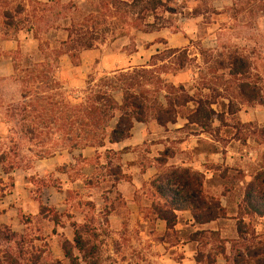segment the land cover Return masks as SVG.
<instances>
[{
  "label": "rangeland",
  "instance_id": "rangeland-1",
  "mask_svg": "<svg viewBox=\"0 0 264 264\" xmlns=\"http://www.w3.org/2000/svg\"><path fill=\"white\" fill-rule=\"evenodd\" d=\"M168 5L158 11L166 26L145 31L132 25L128 7L118 11L101 0H0V155L14 166L6 172L0 162V224L29 235L53 258L63 259L60 244L73 240L76 227L89 243L91 264H232L243 243L264 244V217L240 206L244 191L264 176V139L258 137L264 128V0ZM5 10L13 25H5ZM154 21L149 15L141 24ZM74 24L96 37L76 61L60 50ZM172 49L185 52L183 70L174 72L175 59L166 58ZM230 56L246 68L241 80L259 101L239 95V80L228 74ZM141 70L150 72L162 103L166 90L157 77L196 96L216 87L221 95L213 108L227 111L232 99L234 119L226 114L224 124L216 120L207 132L183 118L162 125L150 114L144 122L131 120L128 138L84 145L80 105L107 88V79L120 104V75ZM71 116L76 122L69 126ZM237 120L243 139L236 136ZM184 169L199 177L206 201L218 202L222 217L203 222L190 210H170L156 188L175 183L167 175ZM41 205L57 217L42 216Z\"/></svg>",
  "mask_w": 264,
  "mask_h": 264
},
{
  "label": "trees",
  "instance_id": "trees-1",
  "mask_svg": "<svg viewBox=\"0 0 264 264\" xmlns=\"http://www.w3.org/2000/svg\"><path fill=\"white\" fill-rule=\"evenodd\" d=\"M101 1L104 6L118 11L121 6L128 7L129 12L133 15L132 25L145 31L166 26L165 21H167V18L164 19L158 11L169 9L168 4L171 2V0ZM198 10L195 8L193 13H199ZM149 15H153L155 21L142 26V19L147 18ZM3 18L5 25H13L12 13L9 10L3 12ZM157 20L162 22L159 23ZM95 39L93 30L83 27L76 28L74 24L69 28L67 39L63 41L60 50L62 53L68 54L72 61H76L80 51L91 49L94 46ZM165 52L158 56H153L152 60L166 55L167 53ZM170 57L175 59V64L172 68L174 72L184 69L186 59L184 51L172 49L166 58L170 59ZM228 60V74L231 78L239 80L237 86L239 95L244 97L249 103L259 101L260 98L252 89L250 91L247 90L249 83L241 80L247 74L242 62L232 56ZM17 66L18 63H16ZM28 71H30L28 74L35 73L33 69H28ZM129 75H120L123 76L120 78L121 86H119L120 88L118 87L122 97L120 104L109 93V86L112 83L108 79L105 80L107 88L90 94L86 99V103L83 105L79 104L84 113L82 118L83 125L81 126L82 129H85V137L81 139L85 141L84 145L103 146L106 138L109 143H117L124 138H128L132 127L131 120L144 122L150 114L154 115L158 123L162 125L173 124L179 118H183L186 120V125H195L207 132L213 130V124L216 120L224 124L226 122V114L232 118L235 117L236 105L232 99L229 100L227 111L219 112L213 108V105L217 103L216 96L221 95L214 86H208L209 91L207 93H199L196 96L195 94H190L182 84L175 86L157 77L156 80L160 86H163L166 90L164 95L165 103H162L158 99V90L155 91L152 88L153 83H151L152 76H150V72L141 70L134 71ZM209 81L212 82V80ZM203 84L209 85L208 83ZM190 105L192 108L189 107ZM74 108L76 106L68 107L70 113L76 114L73 111ZM116 113H119V117L115 126L107 129L108 122L114 118ZM74 122L76 121L71 116L69 126ZM235 125L237 126V138H245L243 131L239 129V125L242 127L244 125L239 120L236 121ZM258 137L264 139V128L258 131ZM74 145L75 147L78 146V144ZM5 158L6 154H1L0 162L5 163ZM3 167L6 172H9L14 166L5 163ZM167 176L174 178L175 183H169V180H167L169 182H162L157 186L156 191L161 197L168 199L171 211L190 210L195 216L203 218V222H210L224 215V209L220 207L218 202L210 201L208 203L206 201L202 182L197 175L184 169L181 171L174 170ZM254 182L257 183L252 184L253 186L244 191L240 206L249 214L264 217V176L258 174ZM40 214L44 217H53L54 219L57 217V213L53 208L43 205L40 206ZM242 230L243 226L238 229L240 237L245 233ZM189 239L194 240L195 238L190 236ZM34 240L27 234L15 232L10 227L0 224V264H91L87 261V257L90 255V246L82 228H75L72 241L64 240L60 244L63 259L53 258L48 248L37 246ZM242 247L243 251L237 250L232 256V264H264L263 242L243 243Z\"/></svg>",
  "mask_w": 264,
  "mask_h": 264
}]
</instances>
